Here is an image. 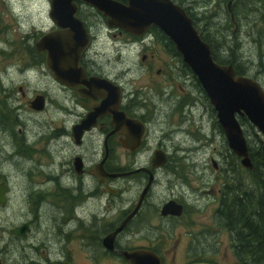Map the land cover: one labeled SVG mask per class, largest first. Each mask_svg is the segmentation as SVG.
<instances>
[{
    "label": "flooded vegetation",
    "instance_id": "1",
    "mask_svg": "<svg viewBox=\"0 0 264 264\" xmlns=\"http://www.w3.org/2000/svg\"><path fill=\"white\" fill-rule=\"evenodd\" d=\"M44 1L49 12L51 0ZM109 1L123 7L129 6L130 2V0ZM171 1L183 8L189 16L191 15L193 24L196 26L197 18L191 12L193 5L196 4L195 1ZM200 1L206 3L209 0ZM235 1L237 0H227L225 5L228 21L234 27L238 25L236 16L233 10L228 11L227 5L229 2H233V7ZM259 1L262 3V0ZM74 2L77 6L75 17L83 23L87 34V44L78 59V68L84 72V81L82 83L72 82V85L59 83L53 72L45 66L46 53L38 52L34 45L31 47L37 56L33 55L34 58L29 56L28 67L40 66L41 71L42 67L48 71L49 78L48 83H46L48 92L37 93L34 96V98L36 96L44 97V109L48 101L52 105L54 98H57L58 103V96L63 98L61 102L62 126L56 129L52 127L48 145L49 147L52 145H56V147L66 146L67 157L55 161L52 157V151L49 152L51 156L49 158L51 161L50 168L48 171L40 170V175L44 177V184L41 182L32 185L33 177L38 178V175L37 173H30V191L35 194L33 196L27 194L25 203L28 208L26 215H32V217L13 226V228H19L26 224L27 232L24 235L12 234L13 228L7 233L4 228L0 239V264H6L4 253L10 251L8 244L11 240L20 243L18 245L21 246L19 251H24L25 247L28 246L33 251L37 260L29 259L27 264H85V262L89 264H118V261L120 264H128L121 252L139 248L153 251L160 257L161 264H163V256L156 248L128 244L138 231L134 232V226H138L137 223L139 225L147 223V217L143 211L148 205V198L152 189L162 179L167 180L169 188L173 186L180 188L177 196H172L164 201L160 207L155 208L160 219L180 221L187 216L189 209L183 186H187L191 181L188 175L191 169L184 165V160L187 162V159H191L198 152L199 146L210 147L212 153L208 157L209 164L204 163V169L210 165L209 169L220 173L227 182L226 178L231 173L229 167L231 151L217 122L213 107L210 104V106L202 103L198 106L197 104L199 98L196 90L199 83L196 77L183 63L177 52L167 50L165 46L167 41L158 35V32L163 33L157 26L150 25L141 35L137 36L121 27L110 26L111 21L104 11H100L81 0ZM242 6L247 10L246 2H242ZM246 18L247 16L243 15L241 19L244 24L246 23L245 25L248 27L252 25L253 28L257 26L251 18ZM48 20L47 29L35 34L39 36L38 39L46 33L64 31L55 25L49 17ZM261 22L262 25L264 23L262 17ZM100 38L111 41L121 39L124 49L128 52L134 51L135 54L141 56L140 74L142 78L140 82L129 85V82H125L127 73H113V68L110 67V52H106L102 56L99 51L97 43ZM160 48L170 57L169 60L161 61L154 55V50ZM119 59L120 56H117L116 61ZM33 60L43 61L35 64ZM156 60L158 61L156 62ZM156 63H161L162 67L156 66ZM153 76L156 78L163 76L164 80L156 81ZM100 80L109 82L111 86L117 88L119 92L117 110L127 119L133 121V126L128 128L122 124L120 130H117L112 124V115L105 114L94 118V125H91L87 130L74 131V128L76 129L78 125L81 126L82 121L86 120L94 112V108L101 103V90L96 85ZM175 81H181L184 85H179L177 92L171 90ZM9 89L2 86L0 78V107L3 104L1 96L14 97L10 94V91L15 92L14 88ZM20 91L24 95L22 88ZM48 97L51 98L48 99ZM105 98L112 101L115 99V92L112 96ZM13 101L15 102V100ZM31 102L32 100L29 105ZM30 109L32 108L30 107ZM1 116L0 120L2 119ZM1 121H3L2 124L5 123L4 120ZM206 128L212 129V133L207 135ZM2 130L4 127L0 126V131ZM197 132L200 133V138L197 137ZM79 133L81 136L77 142L75 136ZM176 134H180L177 141H175L176 137L174 138ZM138 136H140V143L135 145L136 141L134 140ZM219 136L222 143L219 142ZM61 138H64V145L60 142ZM86 142H88V146L85 147ZM123 142L131 143V148H125ZM117 145H120L125 151L124 156H118ZM61 149L64 147L59 148V150ZM159 158H163L162 163H160ZM123 159L126 161L125 166L119 167V160ZM101 162L102 166L100 167ZM221 162L224 165L222 167ZM232 173L237 174L236 172ZM112 174L127 175L113 178L110 176ZM170 176L172 177L171 180L169 179ZM118 181H126L128 184H137L138 186L136 195L133 200L131 199L129 205L125 204L120 208L115 206L114 197L125 194L127 189L118 188L116 185ZM0 184L4 185L5 192V183ZM147 185L149 187L138 212L125 224L122 231L117 233L112 240H108L110 235L132 212L140 194ZM203 194L212 195V200L218 202L216 207L218 209L222 196L221 187L217 190L213 188L204 189L199 196L203 197ZM5 200L4 204H0L1 206H5L8 201L6 193ZM168 201H175L183 207L180 216L161 215V207ZM45 208L50 215L44 222ZM6 235L9 236V239L6 238ZM213 235L215 236V232ZM199 237L198 234H194L190 239V246L187 249L193 260L188 264L208 263L206 259L196 257L197 255H205L206 252L210 251V246L205 241L202 243L206 244L207 248L198 249L196 239ZM28 238H31L32 241L22 247V241L25 242ZM145 238L149 240L147 235L143 234V240Z\"/></svg>",
    "mask_w": 264,
    "mask_h": 264
},
{
    "label": "rangeland",
    "instance_id": "2",
    "mask_svg": "<svg viewBox=\"0 0 264 264\" xmlns=\"http://www.w3.org/2000/svg\"><path fill=\"white\" fill-rule=\"evenodd\" d=\"M193 1L196 4L193 5L191 12L197 18L196 27L215 46L218 57L227 58L230 56L240 66L244 76L258 81L264 88V23L261 25V17L264 21V0L262 3L259 0H239L240 16L238 18L235 14L238 23L235 27L228 21L225 13L226 4L220 8L218 0H209L206 3L200 0ZM242 2H246L247 10L243 8ZM47 12L48 7L44 0H0V78L2 86L15 90L14 93L10 91V94L14 95L13 98H9L7 95L1 96L3 104L0 107V115H2L1 120H4L5 123L2 124L3 121L0 120V126L4 127V130L0 131V183H5L8 201L5 206L0 205V239L4 228L8 233L13 226L32 217V215H26L28 208L25 203L27 194L30 196L35 194L30 191V173L38 175V178L33 177L32 185L41 182L44 184V177L40 175V170L48 171L50 168L49 158L51 156L49 152L52 151L55 161L67 157L66 146H58L59 148L64 147L59 150L56 145L50 147L48 145L52 127L56 129L62 126L61 102L63 98L58 96L59 103L57 98H54L52 105L49 101L46 102L47 106L41 112H35L30 109L29 105L37 93L47 91L48 71L45 67H42L41 71L40 66L28 68L30 59L27 51V48L33 46L39 37L35 34L47 29L49 25ZM205 12H207L206 15H204ZM243 15L247 16L246 19L251 18L257 26L255 25L256 27L253 28L252 25L249 27L245 25L246 23L241 21ZM97 44L102 56L106 52H110V67L113 68L114 74L127 73L125 82H129V85L140 82L142 78L140 55L124 49L121 39L111 41L100 38ZM154 55L161 61L170 58L161 48L155 49ZM117 56H120L119 61H116ZM156 66L162 67V64L156 63ZM128 69L130 70L128 71ZM153 79L164 80L163 76L159 78L153 76ZM179 85L184 86L181 81H175L171 90L179 91ZM198 86L196 90L199 98L198 106L201 105L200 103L210 106L199 84ZM50 98L48 97V99ZM206 129L207 135L212 133V129ZM243 129L248 132L250 138L262 140V136L256 134L257 131H254L256 137L248 126H243ZM179 135L174 136V138L176 137L175 141L179 139ZM197 137L200 138L199 132H197ZM218 139L222 143L220 136ZM21 140L26 145L22 146ZM60 142L64 145V138H61ZM86 146H88V142L85 143ZM116 152L118 156H124L125 153L120 145H117ZM211 153L210 147L199 146L198 152L191 159H187V162L184 160L185 164H183L191 169L188 174L191 181L187 186H183L189 208L187 216L180 221L159 218L155 208L160 207L172 196H177L180 191L178 187L169 188L167 180L162 179L152 189L148 205L143 211L147 217V223L140 225L137 223L138 226H134V232L138 231L128 242L129 245L156 248L163 256V264H188L193 259L187 248L190 246L192 236L198 234L200 236L196 239L198 249L207 248L206 244L202 243L203 241L210 246V251L201 255L200 258L212 260L214 264H234L228 232L223 230L218 235H213L215 228L212 218L218 205L217 200H212V195L203 194V197L199 195L204 189L217 190L222 188L225 183L238 182L239 178L245 180L246 172L242 168L237 174L229 173L226 182L224 176L209 169L210 165L204 169V163L209 164L208 157ZM125 163L124 159L119 160L118 166L124 167ZM222 165L221 162V167ZM169 179L171 180L172 177L170 176ZM116 185L118 188L127 189V191L123 195L114 197L115 206L120 208L122 205H129L138 190L137 184L132 185L126 181H118ZM44 211L43 221L45 222L50 214L46 208ZM44 222L42 223L44 224ZM143 234H146L149 240L146 238L143 240ZM6 238L9 239V236L6 235ZM31 241V238L25 242L22 241V247ZM18 243L13 240L9 242L8 249L10 251L4 253L6 264H27L29 259L37 260L29 246L25 247L24 251H19L21 246H18L20 245ZM85 264L89 263L85 262Z\"/></svg>",
    "mask_w": 264,
    "mask_h": 264
},
{
    "label": "water",
    "instance_id": "3",
    "mask_svg": "<svg viewBox=\"0 0 264 264\" xmlns=\"http://www.w3.org/2000/svg\"><path fill=\"white\" fill-rule=\"evenodd\" d=\"M75 0H51L48 17L55 25L63 29L62 32L43 34L34 44L40 53H46L45 66L53 72L56 80L64 85L72 82L84 81V72L78 68V59L87 44V34L83 23L75 17L77 6ZM84 3L104 11L109 17L110 26H118L134 35H141L150 25L157 26L172 42L183 63L196 77L204 91L209 104L216 113L217 122L224 134L227 146L238 159L243 169L251 170L252 163L243 127L239 117H245L255 128L257 135L264 140V88L256 80L238 75L232 64H219L212 55L210 45L203 41L199 31L195 28L191 17L180 6L171 0H130L129 6L123 7L109 0H81ZM231 2L227 9L231 12ZM65 58V59H63ZM96 85L101 90L102 101L94 112L82 121L74 131L87 130L94 125V118L105 114L112 115V124L117 130L125 124L128 128L134 122L118 112L119 92L116 87L105 81H98ZM115 92V99L109 101ZM35 111L44 109V97L36 96L30 103ZM81 134H76L77 142ZM128 137V135H127ZM260 142L263 144L264 141ZM135 145L140 143V136ZM125 148H131V143L123 142ZM160 163L163 158H159ZM102 162L100 163V167ZM127 174H112L113 178ZM149 185L140 194L132 212L121 225L110 235V239L121 231L125 224L138 212ZM4 185L0 184V204L5 203ZM183 207L175 201H168L161 207L162 216L178 217ZM27 225L15 227L11 230L14 235H24ZM128 264H161L160 257L149 249L139 248L121 252ZM192 264H209L197 262Z\"/></svg>",
    "mask_w": 264,
    "mask_h": 264
},
{
    "label": "trees",
    "instance_id": "4",
    "mask_svg": "<svg viewBox=\"0 0 264 264\" xmlns=\"http://www.w3.org/2000/svg\"><path fill=\"white\" fill-rule=\"evenodd\" d=\"M226 2L227 0H218V7L221 8ZM238 5L239 0L235 1L232 10L239 17ZM206 14L207 12L204 13ZM195 28L197 29L196 26ZM199 33L203 41L210 45L214 60L220 64H232L236 73L243 75L235 60L230 56L219 58L215 46L200 31ZM158 35L167 41L165 46L168 51L176 52L174 45L167 37L159 32ZM27 51L30 57L37 56L32 47L27 48ZM33 61L39 64L43 60ZM239 122L242 127L248 126L253 133L256 131L245 117H239ZM243 131L248 141L252 169H245V180L239 178L238 182L225 183L222 186L220 205L214 212L213 227L216 229H214L215 235L223 230L228 232L234 264H264V144L260 142L261 140L250 138L248 132L244 129ZM20 142L22 146L26 145L24 141ZM229 167L231 173H238L242 169L239 159L232 153L229 157ZM196 257L199 259L201 256ZM206 262L214 264L212 260L206 259Z\"/></svg>",
    "mask_w": 264,
    "mask_h": 264
},
{
    "label": "bare ground",
    "instance_id": "5",
    "mask_svg": "<svg viewBox=\"0 0 264 264\" xmlns=\"http://www.w3.org/2000/svg\"><path fill=\"white\" fill-rule=\"evenodd\" d=\"M232 4H233V2H231V10H232ZM225 19V18H224ZM243 135H244V137H245V139H246V142H247V146H248V141H247V138H246V136H245V133H244V131H243ZM263 140V139H262ZM264 141V140H263ZM264 144V143H263ZM248 148H249V146H248ZM124 228V227H123ZM122 228V229H123ZM122 229H121V231H122Z\"/></svg>",
    "mask_w": 264,
    "mask_h": 264
}]
</instances>
